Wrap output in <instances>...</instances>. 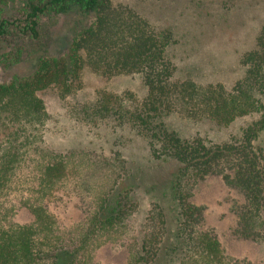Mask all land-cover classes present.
<instances>
[{
	"label": "trees",
	"instance_id": "1",
	"mask_svg": "<svg viewBox=\"0 0 264 264\" xmlns=\"http://www.w3.org/2000/svg\"><path fill=\"white\" fill-rule=\"evenodd\" d=\"M151 2L132 9L110 0H0V44L17 31L45 52L44 18L75 15L82 22L65 55L39 58L29 79L15 76L0 83V264H91L95 250L120 233L135 212L131 192L139 185L153 188L149 177L140 170L138 175L133 173L122 160L114 167L118 174L111 172L116 176L110 187L83 221L62 227L49 212L48 201L61 192L63 180L74 169L64 154L41 147L47 114L37 94L50 88L62 97L73 92L80 86L84 67L105 79L141 77L147 90L143 99L130 93H102L89 116L112 118L119 127L128 125L145 139L151 159L159 162L155 166L167 178L162 197H168L176 223L173 239H165L171 223L168 209L154 201L146 217V232L127 264H251L227 258L213 232L201 228L203 208L191 199L195 186L209 176L220 177L242 195V202L233 209L234 234L264 242V149L256 144L264 131V29L256 49L241 57L244 74L231 87L220 81L179 80L174 49L169 50L173 33L144 10ZM15 4H19L20 18L9 20L5 15ZM88 17H92L90 23L85 22ZM171 114L219 126L242 117L253 119L238 136L214 144L200 136L183 138L169 131L163 119ZM21 166L29 167L20 178L16 173ZM17 190L18 203L34 217L31 224L6 222L16 206L12 194Z\"/></svg>",
	"mask_w": 264,
	"mask_h": 264
},
{
	"label": "rangeland",
	"instance_id": "2",
	"mask_svg": "<svg viewBox=\"0 0 264 264\" xmlns=\"http://www.w3.org/2000/svg\"><path fill=\"white\" fill-rule=\"evenodd\" d=\"M110 1L114 5L124 4L136 9L142 3L156 0ZM146 4L144 10L153 15L151 19L173 33L174 44L169 50L174 49L172 56L177 68L176 79L189 78L205 84L220 81L231 87L243 76L245 68L241 66L240 59L256 49L257 38L264 29V0H158ZM5 17L19 19V4L11 6ZM91 21L92 17H88L85 22ZM81 24L75 15L44 18L41 40L48 47L45 52L28 37L13 31L0 44V83H8L15 76L29 79L37 68L39 58L65 55L74 31ZM102 93H130L141 100L147 90L139 75L105 79L84 67L80 73V86L73 92L62 97L56 88H50L37 94L47 114L41 129V147L43 151L64 154L72 165L69 167L74 169L63 180L61 192L48 201V208L62 227H72L93 211L98 197L110 187L116 176L111 172L118 174L114 167L119 166L122 160L127 162L133 173L138 175L141 171L149 177L148 183H152L153 188L139 185L131 192L136 203L135 212L120 233L95 250L91 263L127 264L134 246L146 232V217L154 201L168 209L170 215L171 223L165 239H173L176 223L169 211L171 204L168 197H162L168 187L167 178L164 170L155 166L159 162L151 159L145 139L128 125L119 127V123L112 118L103 120L89 116ZM252 119L242 117L229 125L219 126L210 120L195 122L171 114L163 122L169 131L180 137L200 136L211 143L222 144L238 136ZM256 144L264 149V131ZM164 166L168 169L167 164ZM27 167L21 166L16 176L23 177ZM19 198L17 190L12 194L16 206L6 222L21 226L31 224L34 217L27 208L21 207ZM242 200L241 193L225 185L218 176L200 181L191 199L193 204L203 208L201 228L213 232L227 258L264 264V242L234 234L237 222L233 209Z\"/></svg>",
	"mask_w": 264,
	"mask_h": 264
}]
</instances>
